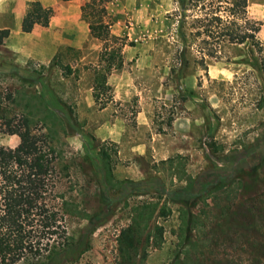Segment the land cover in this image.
I'll use <instances>...</instances> for the list:
<instances>
[{"label": "rangeland", "instance_id": "1", "mask_svg": "<svg viewBox=\"0 0 264 264\" xmlns=\"http://www.w3.org/2000/svg\"><path fill=\"white\" fill-rule=\"evenodd\" d=\"M33 1L52 13L25 33ZM85 1L0 0V146L15 147L21 131L7 123L28 118L54 148V204L70 243L55 264H264V50L225 44L203 55L192 0H110L123 65L95 101L102 42L81 16ZM246 12L264 46V0H247ZM189 182L192 193L213 191L187 205L196 226L185 229L171 192ZM145 204L152 214L123 261L120 231ZM155 225L160 246L144 239Z\"/></svg>", "mask_w": 264, "mask_h": 264}, {"label": "trees", "instance_id": "2", "mask_svg": "<svg viewBox=\"0 0 264 264\" xmlns=\"http://www.w3.org/2000/svg\"><path fill=\"white\" fill-rule=\"evenodd\" d=\"M109 1L86 0L80 6L90 35L102 42L101 64L95 69L93 85L95 101H98V86L105 83L112 69L122 67V48L126 44L124 37L110 31V23L106 20ZM192 1L193 7L199 6L192 33L200 38L199 51L203 55L215 56L225 44L249 43L259 53L264 50L256 38L257 27L247 17V0ZM180 8L179 29L188 10L184 3L180 4ZM51 13V9L42 6L39 1L31 2L22 31L29 33L35 25L46 27ZM3 31L6 33V30ZM181 36L184 37V33L181 32ZM261 65L264 69L263 62ZM32 123L28 118L21 120L17 126L7 123L11 133L16 129L21 131L20 141L15 147L0 146V264H17L23 260H43V264H55V258L70 246L64 217L54 204L56 154L48 136ZM191 191L192 184L189 182L182 189L171 192L173 197L177 194L181 196L183 205L179 214L185 229L196 226V216L186 208L187 205L195 203L194 198L204 199L213 190L201 194ZM147 209L146 204L133 207L132 222L120 231L118 249L123 261H133L140 237L152 214ZM23 214L29 216L26 223L22 220ZM162 234L163 228L155 225L146 232L144 239L160 246Z\"/></svg>", "mask_w": 264, "mask_h": 264}]
</instances>
